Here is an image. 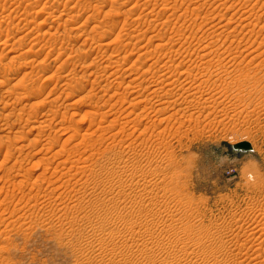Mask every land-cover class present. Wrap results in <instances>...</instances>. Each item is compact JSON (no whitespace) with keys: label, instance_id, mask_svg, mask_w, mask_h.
Returning <instances> with one entry per match:
<instances>
[{"label":"rangeland","instance_id":"1","mask_svg":"<svg viewBox=\"0 0 264 264\" xmlns=\"http://www.w3.org/2000/svg\"><path fill=\"white\" fill-rule=\"evenodd\" d=\"M84 1L93 5L101 2ZM84 1L0 0V66L8 67L0 69V264H153L137 253L138 246L133 243L129 227L118 218L117 212L129 213L118 209L117 203L107 196L114 187L118 189L122 185L128 189L132 181L143 178L151 184L149 190L154 191L147 200L157 195L164 204L158 206L162 210L153 208L164 216L156 227L158 231L152 237L147 232L142 235L150 255L163 261L162 264H264L263 0H135L138 3L104 0L103 6L90 9L82 6ZM174 6L177 10L171 9ZM197 6L194 17L183 14L187 7L193 10ZM113 19L129 23L113 26ZM250 21L254 29L246 27ZM225 26L228 40L226 37L217 40L216 34ZM208 31L210 34L205 33ZM99 37L109 46L102 45L101 50L97 46ZM5 39L6 46L2 44ZM164 41L175 45L173 51L158 46ZM230 42L234 45L230 46ZM199 45L202 50L196 54L194 49ZM186 47L194 53L189 49L185 52ZM207 47L212 51L231 47L233 55L224 54L227 56L221 57L223 63L217 62L224 67L201 71L196 68L203 66L200 55L210 51ZM168 53L171 57L167 56V60L176 59L175 63L195 67L196 80L192 81L195 85L203 79L209 81L199 90H190L193 95H186L189 91L185 93V103L169 107L165 112L154 111L158 103H154L149 93L155 95L153 91L159 87L150 81L163 77L158 72L159 64L153 63L158 56L166 59ZM150 65L155 66V72ZM92 70L100 73L93 75ZM199 73L202 77L205 74L204 78ZM243 77L246 79L239 81ZM107 79H112L114 84ZM78 80L82 90L74 89L75 92L73 86H77ZM88 80L89 84L94 81V88ZM116 80L122 83L117 85L119 89ZM147 84L151 87L147 88ZM141 86L147 91L140 89L136 93ZM105 91L107 95L103 96ZM137 94L140 100H148L135 102L139 100ZM110 109L112 114H106L111 113ZM111 120L116 121L115 126ZM68 136L72 139L67 147H78L70 158L75 163L88 158L86 161L74 165L68 154L62 153L60 157L54 153ZM244 139L250 141L252 150L236 154L229 148L230 144ZM125 159L128 162L125 166L129 167L121 172L124 176L120 181L119 178L112 181V173L98 172L112 161ZM122 167L116 164L117 170L122 171ZM143 185L141 180L140 185H135L136 191L141 192ZM98 200L101 202L97 203ZM131 200L129 197L126 202ZM145 209L142 208L144 212ZM174 217L178 224L172 223ZM106 221L111 222L113 231L105 230ZM167 229L170 232H165ZM179 233L184 240H179ZM199 239L204 243L201 247L195 244ZM191 251H197L201 259L215 252L216 257L198 263Z\"/></svg>","mask_w":264,"mask_h":264},{"label":"bare ground","instance_id":"2","mask_svg":"<svg viewBox=\"0 0 264 264\" xmlns=\"http://www.w3.org/2000/svg\"><path fill=\"white\" fill-rule=\"evenodd\" d=\"M84 1V0H83ZM99 2V1H101V2H99V3H97V4H95V5H93V2H91L90 4H86V1H84L85 3H83V2H81L82 3V6H84V8H86V7H88L89 9L90 8H92V7H94V6H103L104 5V0H95L94 2ZM129 1V0H128ZM137 1H139V0H137ZM168 1V0H167ZM198 1V0H197ZM207 1V0H206ZM240 1V0H239ZM243 1V0H242ZM262 1V0H261ZM67 2V1H66ZM77 2H79V1H77ZM105 2H106V0H105ZM117 2V1H116ZM123 2H125V1H123ZM134 2H135V0H134ZM146 2V1H145ZM170 2V1H169ZM191 2V1H190ZM195 2V1H194ZM212 2V1H211ZM225 2V1H224ZM229 2H230V0H229ZM231 2H234V0L233 1H231ZM260 2V1H259ZM88 3V2H87ZM135 3H138V2H135ZM143 3V2H142ZM183 3V2H182ZM209 3V2H208ZM222 3V2H221ZM227 2H225L224 4H226ZM236 3V2H235ZM256 3V2H255ZM254 3V4H255ZM262 3V2H261ZM146 4V3H145ZM167 3H165V5H166ZM176 4V3H175ZM205 4H206V2H205ZM220 4V3H219ZM231 4V3H230ZM229 4V5H230ZM243 4V3H242ZM248 4V3H247ZM260 4V3H259ZM133 5V4H132ZM137 5V4H136ZM157 5V4H156ZM165 5H164V8H166L165 7ZM168 5H169V3H168ZM210 5V4H209ZM234 5V4H233ZM263 5H264V0H263ZM172 6V5H171ZM188 6V5H187ZM198 6H200V5H198ZM198 6L197 7H195V8H193V10H189L190 8H186L185 10V12H183V14L184 13H186V15H187V17L188 16H190V15H194V11L198 8ZM204 6V5H203ZM202 6V7H203ZM226 7L228 6V5H225ZM230 6H232V4L230 5ZM253 6V5H252ZM97 7H95V9L97 8ZM135 7H137V6H135ZM145 7V6H144ZM177 7V6H176ZM175 6L174 7H172L171 9H173V8H176ZM180 7V6H179ZM58 8V7H57ZM83 8V7H82ZM163 8V7H162ZM163 8V9H164ZM170 8V7H169ZM230 8V7H229ZM101 9V8H100ZM116 9V8H115ZM163 9H161V10H163ZM168 9V8H167ZM228 9V8H227ZM252 9V8H251ZM97 10V9H96ZM176 10H177V8H176ZM258 10V9H257ZM101 11V10H100ZM103 11V10H102ZM104 11H106V10H104ZM166 11V10H165ZM174 12H175V10H173ZM180 11V10H179ZM78 12V11H77ZM109 12V11H108ZM132 12V11H131ZM178 12V11H177ZM258 12V11H257ZM130 13V12H129ZM153 13V12H152ZM161 13V12H160ZM196 13H197V15H198V12L196 11ZM209 13V12H208ZM218 13V12H217ZM61 14V13H60ZM63 14V13H62ZM109 14V13H108ZM115 14V13H114ZM147 14V13H146ZM177 14V13H176ZM175 14V15H176ZM252 14V13H251ZM251 14H249V15H251ZM111 15V14H110ZM125 15V14H124ZM129 15H132V13L131 14H129ZM160 15V14H159ZM174 15V16H175ZM180 15V14H179ZM207 15V14H206ZM212 15V14H211ZM169 16H171V15H169ZM168 16V17H169ZM181 16H183L184 17V15H181ZM191 16V17H192ZM204 16V15H203ZM220 16V15H219ZM239 16V15H238ZM130 17V16H129ZM149 17V16H148ZM160 16H157V18H159ZM167 17V18H168ZM180 17V16H179ZM194 17V16H193ZM232 17V16H231ZM249 17V16H248ZM112 18H114V17H112ZM132 18V17H131ZM198 18V17H197ZM241 18V17H240ZM59 19H61V18H59ZM119 19H121V18H119ZM162 19V18H161ZM190 19V18H189ZM203 19V18H202ZM230 19V18H229ZM91 20V19H90ZM141 20V19H140ZM158 20V19H157ZM156 20V21H157ZM251 20V19H250ZM55 21V20H54ZM57 21V20H56ZM59 22H60V20H58ZM69 21V20H68ZM68 21H66V22H68ZM112 21H114V22H111V24L113 25V26H115L117 23H119V22H121V21H115L114 19L112 20ZM138 21V20H137ZM155 21V20H154ZM160 20H158V22H159ZM194 21V20H193ZM204 21V20H203ZM59 22L57 23V24H59ZM128 22V20L126 21V20H124L123 22H121L122 23V25L123 24H126ZM134 22V21H133ZM140 22H142V21H140ZM158 22H156V24L158 23ZM245 22V21H244ZM251 22V21H250ZM249 22V25L248 26H246L247 28L249 27L250 29H254V27H255V25L251 22L250 23ZM261 22V21H260ZM55 23V22H54ZM129 23V22H128ZM161 23V22H160ZM56 24V23H55ZM153 24V23H152ZM162 24V23H161ZM168 24V23H167ZM173 25H174V23H173ZM262 25V24H261ZM15 26V25H14ZM23 26H26V24L25 25H23ZM23 26L21 27V28H23ZM107 26V25H106ZM117 26V25H116ZM169 26V25H168ZM167 26V27H168ZM227 26H228V24H227ZM264 26V25H263ZM99 27V26H98ZM107 27H109V25L107 26ZM121 27H123V26H121ZM245 27V28H246ZM18 28V27H17ZM21 28H19V29H21ZM130 28V27H129ZM137 28V27H136ZM156 28V27H155ZM214 28V27H213ZM217 28V27H216ZM218 28H220L219 26H218ZM224 29H221V31L219 32L218 31V33L216 34V31H215V34H216V36L218 37H216L217 38V40L218 39H220V38H222V37H226L227 38V40H228V37H229V35H226V31H227V29H226V26L225 27H223ZM241 28H243V27H241ZM74 29V28H73ZM108 29H110V28H108ZM126 30H127V28H125ZM140 29V28H139ZM208 29V28H207ZM215 29V28H214ZM123 30H124V28H123ZM128 30H130V29H128ZM151 30V29H150ZM208 30H210V29H208ZM258 30V29H257ZM256 30V31H257ZM19 31V30H18ZM131 31H133V30H130L129 32H131ZM144 31V30H143ZM178 31V30H177ZM251 31V30H250ZM253 31V30H252ZM261 31V30H260ZM27 32V31H26ZM104 32V31H103ZM179 32H181V31H179ZM213 32V31H212ZM211 32V33H212ZM61 33V32H60ZM133 33V32H132ZM191 33V32H190ZM205 33H208V34H210V31H208V32H205ZM25 34V33H24ZM23 34V35H24ZM124 34H126V33H124ZM143 33H141V35H142ZM151 34V33H150ZM159 34V33H158ZM157 34V35H158ZM194 34V33H193ZM212 34H214V33H212ZM230 34V33H229ZM97 35V34H96ZM123 35V34H122ZM140 35V34H139ZM144 35V34H143ZM196 35V34H195ZM1 36V35H0ZM116 36H119V35H116ZM135 36H138V35H135ZM154 36H155V38H156V35L154 34ZM162 36V35H161ZM208 36V35H207ZM215 36V35H214ZM20 37V36H19ZM22 37V36H21ZM94 38H92V39H95L96 37L95 36H93ZM102 37V36H101ZM127 37H129V35H127ZM139 37V36H138ZM141 37V36H140ZM139 37V38H140ZM159 37V36H158ZM157 37V38H158ZM190 36H188L187 37V39L189 38ZM196 37V36H195ZM234 37V36H233ZM23 38V37H22ZM100 38V37H99ZM104 38H106V37H104ZM103 38V39H104ZM109 38V37H108ZM107 38V39H108ZM124 38V37H123ZM135 38V37H134ZM161 38V37H160ZM24 39V38H23ZM91 39V38H90ZM98 39V38H97ZM107 39H105V40H107ZM115 39H117V38H115ZM136 39H138V38H136ZM163 39V38H162ZM180 39V38H179ZM249 39V38H248ZM8 40V39H7ZM19 40V39H18ZM96 40V39H95ZM123 40V39H122ZM121 40V41H122ZM125 40H126V38H125ZM140 40V39H139ZM153 40H154V38H153ZM160 40V39H159ZM170 40V39H169ZM204 40V39H203ZM236 41V38L235 39H232V41ZM263 40V39H262ZM120 41V42H121ZM124 41V40H123ZM122 41V42H123ZM177 41V40H176ZM178 41H180V40H178ZM192 41V40H191ZM190 41V42H191ZM199 41V40H198ZM210 41V40H209ZM231 41V40H230ZM231 41V42H232ZM234 41V42H235ZM2 42V41H1ZM7 42L8 41H6V39L3 41V45L4 46H6V45H8L7 44ZM96 42V41H95ZM97 42L99 43V45H97L101 50H102V45H107L108 44V42H107V44L106 43H104L103 42V40H101V38H100V41L99 40H97ZM162 42V41H161ZM184 42V41H183ZM182 42V43H183ZM188 42V41H187ZM201 42V40L199 41V43ZM213 42H215L216 43V41H213ZM231 42H230V44H231ZM233 42V43H234ZM259 42H261V40L259 41ZM174 43V42H173ZM179 43V42H178ZM186 43V42H185ZM203 43V42H202ZM211 43V42H210ZM231 44L230 46H233L234 44ZM238 43V42H237ZM12 44V43H11ZM10 44V45H11ZM97 44V43H96ZM109 44H111L110 43V41H109ZM137 44V43H136ZM139 44V43H138ZM169 43H168V41H166V43H165V41H164V43H162V44H158V46L159 47H163V48H170V50H172L173 51V48H174V46L172 45H168ZM175 44V43H174ZM213 44V43H212ZM118 45V44H117ZM144 45V44H143ZM180 45V44H179ZM194 45V44H193ZM208 45H209V43H208ZM220 45V44H219ZM222 45V44H221ZM224 45H226V44H224ZM224 45H223V47H224ZM240 44H238V46H239ZM12 46H14V45H12ZM96 46V45H95ZM94 46V48L95 49H98V47L96 48ZM107 46H109V45H107ZM142 46V45H141ZM158 46L157 47H155V48H158ZM183 46V45H182ZM202 46V45H201ZM204 46V45H203ZM206 46H207V44H206ZM211 46V45H210ZM238 46H235V47H237L238 48ZM241 46H242V44H241ZM185 47V46H184ZM183 47V48H184ZM198 47V48H197ZM209 47V46H208ZM207 47V48H208ZM218 47V46H217ZM221 47V46H220ZM217 48L216 50H211L210 48H208V49H210V51H206L207 53H205V54H201L200 55V59L202 60V61H204V62H202L201 63V65H203V66H200L199 65V67L197 66V68L196 69H199V70H201V71H203L204 69H205V71L206 70H208V71H210L211 69H212V71H215V70H213L214 68L216 69H219L222 65L220 64H218L219 63V61L220 62H222L221 60L223 59V58H221L222 56H225L224 54H232L233 55V52H232V50H231V47H228V48H226L225 47V49L224 48ZM43 48V47H42ZM117 48V47H116ZM204 48H205V46H204ZM206 48V49H207ZM233 48V47H232ZM236 48V49H237ZM251 48V47H250ZM13 49H15L14 47H13ZM99 49V50H100ZM114 49V48H113ZM177 49V48H176ZM179 49V48H178ZM189 48H185L184 50H185V52L188 50ZM207 49V50H208ZM234 49V48H233ZM104 50V49H103ZM115 50V49H114ZM118 50H119V47H118ZM121 50V49H120ZM157 50V49H156ZM169 50V51H170ZM181 50H183V49H181ZM183 50V51H184ZM194 50H196L195 51V53L196 54H200L199 52L202 50V47H200V45L199 46H196V49H194ZM10 51V50H9ZM12 51H14V50H12ZM112 51V50H111ZM116 51V50H115ZM114 51V52H115ZM130 51H132V50H130ZM148 51V50H147ZM159 51V50H158ZM162 51H165V50H163L162 49ZM161 51V52H162ZM176 51V50H175ZM189 51H191L190 49H189ZM193 51V50H192ZM191 51V52H192ZM236 51V50H235ZM97 52H99V51H97ZM96 52V53H97ZM121 52V51H120ZM143 52V51H142ZM154 52H156V51H154ZM168 52V51H167ZM177 52V51H176ZM144 53H145V51H144ZM150 53V52H149ZM160 53V52H159ZM170 53V52H169ZM169 53H168V55H166L165 56V54H164V58H166V59H159V56H158V59L156 58L155 59V61H154V63L153 64H155L156 65V63L157 64H159V65H157V66H159V67H161V68H159V71L158 72H161V76L163 77V78H161V80H156V79H154V80H152V81H150L153 85H155V84H157V86L159 87V88H157V90L158 89H160V91L158 92L157 90L156 91H153V92H155V95H153L154 93H152V95H151V93H149V95L151 96V97H153V99H155L154 101V103H158L157 104V107L158 108H156V106L154 107V108H156L154 111H160V112H162V111H167L166 109H168L169 107H172V106H175V105H180V104H182V103H185L186 102V100H187V96L186 95H193V94H191L192 93V91L194 90V89H197V90H199L200 89V87H201V85L202 84H204V83H206V82H208V81H206V79H205V81H203V80H200L199 81V84H197L198 83V81H197V83H196V85L192 82L195 78H193V74H196V72L194 73V69H195V67H185V65L183 64V63H175V61H176V59H175V61H174V59H168L167 60V56H169ZM193 53H194V51H193ZM260 53V52H259ZM22 54V53H21ZM99 54V53H98ZM146 54H148L147 52H146ZM146 54H144L145 56H146ZM152 54V53H151ZM182 54V53H181ZM191 54V53H190ZM189 54V55H190ZM116 55V54H115ZM172 55H174V54H172ZM188 55V54H187ZM188 55V56H189ZM236 55V54H235ZM98 56V55H97ZM139 56V55H138ZM149 56H150V54H149ZM184 56V55H183ZM227 56V55H226ZM225 56V57H226ZM247 56V55H246ZM139 57H141V56H139ZM142 57H143V55H142ZM155 56H153V58H154ZM169 57H171V56H169ZM176 57V56H175ZM199 57V56H198ZM205 57V58H204ZM224 57V58H225ZM254 57H256V55L254 56ZM2 58V57H1ZM124 58V57H123ZM189 58H191V55H190V57ZM193 58V57H192ZM191 58V59H192ZM138 59H140V58H138ZM144 59H147V58H145L144 57ZM195 59V58H194ZM230 59V58H229ZM233 59H235V58H233ZM154 60V59H153ZM187 60H189V59H187ZM224 60V59H223ZM2 61V60H1ZM0 61V62H1ZM113 61V60H112ZM119 60H117V62H118ZM180 61H181V59H180ZM115 63V64H117L118 65V63ZM120 62V61H119ZM201 62V61H200ZM218 62V63H217ZM2 63V62H1ZM121 63V62H120ZM171 63V64H170ZM187 63V62H186ZM223 63V62H222ZM134 64H136V63H134ZM218 64V65H217ZM225 64V63H224ZM132 65V64H131ZM152 65V64H151ZM150 65V66H151ZM194 65V64H193ZM197 65V64H196ZM226 65V64H225ZM107 66H111V65H107ZM114 66V65H113ZM132 66H136V65H132ZM149 66V69L152 67V69H153V67H155L154 65L153 66H151L150 67ZM156 66V67H157ZM219 66V67H218ZM4 67H6L5 65H3V66H0V69L1 68H4ZM112 67V66H111ZM115 67V66H114ZM222 67H224V65L222 66ZM6 68H8V67H6ZM9 68H12L11 66L9 67ZM105 68V67H104ZM107 68V67H106ZM109 68V67H108ZM133 68V67H132ZM137 68V67H136ZM204 68V69H203ZM114 69V68H113ZM226 69H228V72H229V68L226 66ZM233 69V68H232ZM237 69V68H236ZM14 70V69H13ZM96 70H98V69H96ZM112 70V69H111ZM134 70V69H133ZM147 70H148V68H147ZM147 70H145V72H148ZM199 70L197 71V73L199 72ZM220 70H223V69H220ZM220 70H219V72H220ZM230 70H231V68H230ZM9 71V70H8ZM93 71H95V70H92L91 71V73L93 72ZM109 71V70H108ZM115 71H117V70H115ZM135 71V70H134ZM153 71L155 72V70L153 69ZM200 71V72H201ZM212 71H211V73H212ZM0 72H2V70H0ZM107 72V71H106ZM133 72V71H132ZM137 72V71H136ZM154 72H152V73H154ZM157 72V73H158ZM207 72V71H206ZM217 72H218V70H217ZM218 72V73H219ZM223 72H225L224 70H223ZM223 72H221V73H223ZM9 73H10V71H9ZM94 73V72H93ZM96 74H98V73H100V72H95ZM93 74V75H96V74ZM112 74L114 73V72H111ZM134 73V72H133ZM137 73H139V72H137ZM148 73H150V72H148ZM157 73L156 74H154L155 76L157 75ZM202 73H204V72H202ZM226 73V72H225ZM244 73V72H243ZM5 74V73H4ZM112 74H110V75H112ZM147 74V73H146ZM200 74V73H199ZM207 74V73H206ZM226 74H228V73H226ZM240 74V73H239ZM28 75V74H27ZM102 75V74H101ZM104 75V74H103ZM114 75H115V73H114ZM145 75V74H144ZM154 75H153V77H154ZM203 75V77L201 76V74H200V78H204V75L205 74H202ZM216 75H217V73H216ZM220 75H222V74H220ZM219 75V76H220ZM247 75V74H246ZM5 76V75H4ZM105 76V75H104ZM228 76H229V74H228ZM240 76V75H239ZM239 76H237L238 78H239ZM245 76V75H244ZM94 77H96V76H94ZM132 77V76H131ZM139 77H141L140 75H139ZM153 77H150V78H153ZM157 77V76H156ZM197 77V76H196ZM217 77V76H216ZM234 77H235V75H234ZM7 78V77H6ZM89 78V77H88ZM98 78V77H97ZM110 78V77H109ZM147 78V77H146ZM149 78V79H150ZM219 78V77H218ZM226 78V77H225ZM240 78H241V76H240ZM130 79V78H129ZM136 79V78H135ZM148 79V80H149ZM157 79H159L158 77H157ZM198 79H199V77H198ZM197 79V80H198ZM210 79V78H209ZM235 79V78H234ZM243 79H246V77L244 78H242L241 80L239 79V81H242ZM94 80H96V79H94ZM107 80H109V79H107ZM112 80V79H111ZM111 80H109V81H111ZM133 80V79H132ZM131 80V81H132ZM147 80V81H148ZM196 80V79H195ZM195 80H194V82H195ZM218 80V79H217ZM229 80V79H228ZM26 81V80H25ZM115 81V80H114ZM123 81L125 82V80L123 79ZM202 81V82H201ZM238 81V80H237ZM82 82V81H81ZM94 82V81H93ZM92 81H91V84H89V80H88V84L90 85V87L91 88H94V86L96 85V84H94ZM99 82V81H98ZM102 82V81H101ZM101 82H99V83H101ZM111 82H113V81H111ZM116 82H118V80H116ZM120 82V81H119ZM119 82H118V84L116 83V86L117 85H120V84H122V83H120L119 84ZM149 82V81H148ZM191 82H192V84H191ZM80 82H79V80L77 81V86L75 85V86H73L74 88H73V90L75 89V90H78L79 91V89L81 88V90H82V87H81V85L79 84ZM97 83V82H96ZM133 83V82H132ZM149 84V85H151L152 86V88L154 87L152 84ZM216 83V82H215ZM239 83V82H238ZM249 83H250V81H249ZM66 84V83H65ZM82 84V83H81ZM98 84V83H97ZM103 84V83H102ZM106 84L108 85V83L106 82ZM106 84H104V85H106ZM113 84H114V82H113ZM112 84V85H113ZM128 84V83H127ZM98 85H100V84H98ZM111 85V84H110ZM244 85V84H243ZM66 86V85H65ZM87 86V85H86ZM103 86V85H102ZM109 86V85H108ZM108 86H106V87H108ZM115 86V87H116ZM120 86H122V85H120ZM124 86V85H123ZM125 86H129V85H125ZM140 86V85H139ZM147 86V88H150L151 86H149L148 87V84L146 85ZM195 86V87H194ZM110 87V86H109ZM113 87V86H112ZM118 87V86H117ZM155 87H156V85H155ZM45 88V87H44ZM68 88V87H67ZM137 88L138 87H136V90H137ZM141 88H143L142 86L139 88V90H138V92L136 91V93H139V91H140V89ZM147 88H144V90L145 89H147ZM152 88H151V91H152ZM96 89V88H95ZM95 89H93V90H91V91H94ZM103 89V88H102ZM116 89H119V87L118 88H116ZM156 89V88H155ZM8 90V89H7ZM73 90H71V91H73ZM74 90V91H75ZM80 90V91H81ZM107 90H109V88L107 89ZM142 90V89H141ZM144 90H142V91H144ZM153 90H154V88H153ZM190 90H192V91H190ZM197 90H196V92H197ZM10 91V90H9ZM103 91V90H102ZM134 91H135V89H134ZM145 91H147V90H145ZM144 91V92H145ZM162 91V92H161ZM189 91V93H187ZM52 92V91H51ZM76 92V91H75ZM89 92V91H88ZM95 92V91H94ZM100 92V91H99ZM114 92V91H113ZM117 92V91H116ZM115 92V93H116ZM161 92V93H160ZM195 92V91H194ZM92 93V92H91ZM90 93V94H91ZM98 93V92H97ZM96 93V94H97ZM104 93H106V91L105 92H103V94ZM135 93V92H134ZM143 93V92H142ZM185 93H187L186 95H185V97H184V94ZM73 94V93H72ZM89 94V95H90ZM95 94V93H94ZM109 94V93H108ZM25 95V94H24ZM87 95V94H86ZM105 95H107V93L106 94H104L103 96H105ZM117 95V94H116ZM115 95V96H116ZM138 95V101L136 100L135 102H145V100H148V99H144L143 98V101L142 100H140V98H139V95L140 94H137ZM142 95V94H141ZM148 95V96H149ZM144 96H146V95H144ZM201 96V95H200ZM151 97H149V99L151 98ZM103 98V97H102ZM109 98H110V96H109ZM124 98H125V96H124ZM133 98H137V97H133ZM133 98H132V104H133V102H134V100H133ZM122 99H123V97H122ZM142 99V98H141ZM152 99V100H153ZM56 100V99H55ZM54 100V101H55ZM108 100V99H107ZM151 100V99H150ZM149 100V101H150ZM192 100V99H191ZM76 101V100H75ZM111 101V100H110ZM183 101H185V102H183ZM53 102V101H52ZM56 102V101H55ZM116 102V101H115ZM130 103H131V101H129ZM134 102V103H135ZM148 102V101H147ZM92 103V102H91ZM90 103V104H91ZM97 103H99V102H97ZM129 103V104H130ZM140 104V103H139ZM164 104H167V108L166 107H164ZM7 105V104H6ZM5 105V106H6ZM9 105H10V103H9ZM136 104H134V106H135ZM156 105V104H155ZM92 106V105H91ZM154 106V105H153ZM164 108H163V107ZM89 107V106H88ZM93 108H94V106H93ZM98 108V107H97ZM140 108V107H139ZM163 108V109H162ZM175 108V107H174ZM100 110L101 109H103V107L102 108H99ZM111 109H112V107H111ZM111 109L109 110L111 113H106V114H112V111H111ZM98 110V109H97ZM113 110V109H112ZM147 110V109H146ZM141 111H142V109H141ZM144 111V110H143ZM164 111V112H165ZM169 111V110H168ZM88 112V111H87ZM106 112V111H105ZM115 112H116V110H115ZM148 112V111H147ZM159 112V113H160ZM178 112V111H177ZM31 113V112H30ZM90 113V112H89ZM95 113V112H94ZM101 113V112H100ZM149 113V112H148ZM153 113V112H152ZM157 113V112H156ZM167 113V112H166ZM176 113V112H175ZM105 113L103 112V115H104ZM154 114V113H153ZM163 114H165V113H163ZM168 114V113H167ZM37 115V114H36ZM45 115V114H44ZM92 115V114H91ZM140 114H138V116H139ZM174 115V114H173ZM33 116V115H32ZM35 116V115H34ZM65 116V115H64ZM125 116V115H124ZM138 116H135V117H138ZM171 116V115H170ZM87 117V116H86ZM117 117H118V115H117ZM141 117V116H140ZM115 119H116V117H114ZM46 119V118H45ZM101 119V118H100ZM48 120V119H47ZM92 120H94V119H92ZM91 120V121H92ZM113 120V119H112ZM111 120V122H113ZM28 121V120H27ZM41 121V120H40ZM45 121V120H44ZM44 121H42L43 123H44ZM51 121V120H50ZM49 121V122H50ZM161 121V120H160ZM114 122H116L115 120H114ZM114 122L112 123L113 124V126H115L114 125ZM124 122V121H123ZM126 122V121H125ZM124 122V123H125ZM128 122V121H127ZM137 122V121H136ZM46 123V122H45ZM61 123V122H60ZM93 123V122H92ZM91 123V124H92ZM49 124V123H48ZM47 124V125H48ZM51 124V123H50ZM49 124V125H50ZM91 124L90 125H88V126H91ZM112 124H109V125H112ZM41 125H43V124H41ZM45 125V124H44ZM47 125H45V126H47ZM98 125V124H97ZM101 125V124H100ZM117 125V124H116ZM120 125H121V123H120ZM62 126H64V125H62ZM102 126V125H101ZM119 126V125H118ZM124 126V125H123ZM126 126V125H125ZM35 127V126H34ZM66 128H67V126H65ZM108 127V126H107ZM122 127V126H121ZM4 128V127H3ZM38 128H40V126H38ZM41 128H42V126H41ZM40 128V129H41ZM44 128V127H43ZM62 128V127H61ZM89 128V127H88ZM88 128H87V130H88ZM102 128H104V126L102 127ZM111 128H113V127H111ZM116 128V127H115ZM70 129V128H69ZM68 129V130H69ZM94 129V128H93ZM97 129H98V127H97ZM105 129H106V127H105ZM105 129H103L104 131H105ZM121 129V128H120ZM119 129V130H120ZM125 129V128H124ZM59 130V129H58ZM65 130H67V129H65ZM91 130V129H90ZM102 130V129H101ZM106 130H110L109 128L108 129H106ZM122 130V129H121ZM9 131V130H8ZM21 131V130H20ZM39 131H41L42 132V130H39ZM73 131V130H72ZM77 131V130H76ZM95 131H97L96 129L94 130V131H89L88 132V134H92V132L94 133ZM118 131V130H117ZM73 132H75V128H74V131ZM73 132H71V133H73ZM162 132V131H161ZM39 133V132H38ZM132 133V132H131ZM116 134V133H115ZM164 134V133H163ZM112 135H114L113 133H112ZM155 135V134H154ZM73 136V135H72ZM100 136H103V134L101 135L100 134ZM19 137V136H18ZM17 137V138H18ZM70 136H68V140L67 141H65V142H63L64 144L62 145V147H61V149L60 150H57L56 152H54L57 156L59 155L60 156V154H64V153H66V154H68L67 156L70 158L71 156L70 155H72V154H74L75 152H77L76 151V148H78V147H76V148H74V147H67V144L69 143V141H71V137L69 138ZM114 138H115V136H113ZM113 137H110V138H113ZM74 138H75V136H74ZM87 138H88V136H87ZM99 138V137H98ZM86 138H84V140H85ZM90 139V138H89ZM101 139V138H100ZM117 139V138H116ZM115 139V140H116ZM34 140H36V139H34ZM33 140V141H34ZM88 140V139H87ZM107 140V139H106ZM51 141H56V140H51ZM50 141V142H51ZM108 141V140H107ZM121 141H122V139H121ZM30 142H32V139H31V141ZM37 142V141H36ZM53 142H51L52 144H54ZM57 142V141H56ZM68 142V143H67ZM86 142V141H85ZM91 142V141H90ZM77 143H79V142H77ZM101 143V142H100ZM51 144V145H52ZM114 144V143H113ZM123 144V143H122ZM129 145H131V142L130 143H128ZM134 144V143H133ZM55 145V144H54ZM70 145V144H69ZM76 145V144H75ZM88 145V144H87ZM116 145V144H115ZM128 145V146H129ZM72 146V145H71ZM134 146V145H133ZM19 147H21V146H19ZM47 147V146H46ZM93 147V146H92ZM88 148V147H87ZM106 148H108V147H106ZM21 149V148H20ZM89 149V148H88ZM79 150V149H78ZM108 150V149H107ZM106 150V151H107ZM41 151V150H40ZM80 152V151H79ZM83 152V151H82ZM38 153V152H37ZM53 153V154H54ZM123 153V152H122ZM36 154V153H35ZM54 154V155H55ZM62 154V155H63ZM119 154V153H118ZM117 154V155H118ZM57 156H56V158H57ZM75 156V155H74ZM89 156V155H88ZM92 156V155H91ZM91 156H89V157H91ZM9 157V156H8ZM61 157V156H60ZM67 157V158H68ZM85 157H86V155H85ZM115 157V156H114ZM122 157H124V155H122ZM55 158V157H54ZM59 158V157H58ZM63 158V157H62ZM67 158H65L66 160H65V163L66 162H68V163H66V164H69V160L71 161V159L72 158H70L68 161H67ZM75 158V157H74ZM99 158V157H98ZM78 159V158H77ZM82 159H83V155H82ZM88 158H84L83 160H80V158L78 159V160H80L81 162L82 161H86ZM74 159H72V161H73ZM90 160H93V159H90ZM97 160V159H96ZM117 160V159H116ZM115 160V161H116ZM121 160V159H120ZM120 160H118V161H112L113 163H111V165L110 164H107V165H105V166H103V167H101V170H98V172L99 173H101L102 171H107V172H109V173H112V175H113V177H111L112 178V181L113 180H117V178H119V181L121 180V177L123 178V176L124 175H122V173H124L125 172V170H126V167L127 166H125L128 162H126V159L124 160V161H120ZM75 161V160H74ZM73 161V162H74ZM80 161H77V163L78 164H80L81 162ZM58 162H60V161H58ZM62 162V161H61ZM64 162V161H63ZM80 162V163H79ZM92 162V161H91ZM106 162V161H105ZM115 162V163H114ZM64 163V164H65ZM75 163V162H74ZM77 163H75L74 165H76ZM89 163V162H88ZM107 163V162H106ZM91 164V163H90ZM116 164L118 165V167L120 168V167H122V165H123V167H122V171H119V170H117V168H116ZM63 165V164H62ZM73 165V164H72ZM71 165V166H72ZM121 165V166H120ZM128 165V164H127ZM59 166V165H58ZM78 166V165H77ZM89 166H91V165H89ZM94 166V165H93ZM110 166H113V167H115L114 168V170H112V168H110ZM138 166V165H137ZM15 167V166H14ZM80 167H84V166H80ZM80 167H78V170H81L80 169ZM100 167V166H99ZM129 167V166H128ZM127 167V168H128ZM57 168V167H56ZM55 168V169H56ZM72 168V167H71ZM74 168V167H73ZM86 168V167H85ZM110 168V169H109ZM138 168V167H137ZM98 169V168H97ZM84 170V169H83ZM68 171H69V169H68ZM128 171H129V169H128ZM140 171V170H139ZM83 172V171H82ZM95 172L97 173V170H95ZM120 172V173H119ZM122 172V173H121ZM132 172V171H131ZM42 173H44V172H42ZM130 173V172H129ZM134 173H135V171H134ZM73 174V173H72ZM137 173H135L134 175L135 176H137L136 175ZM41 175V174H40ZM70 176H71V174H69ZM100 175V174H99ZM110 175V174H109ZM131 175V174H130ZM17 176V175H16ZM24 176V175H23ZM76 176V175H75ZM128 176V175H127ZM133 176V175H132ZM143 176H145L144 174H143ZM156 176V175H155ZM21 177V176H20ZM26 177V176H25ZM40 177V176H39ZM81 177V176H80ZM110 177V176H109ZM142 177V176H141ZM148 177V176H147ZM72 178V177H71ZM138 178V177H137ZM28 179V178H27ZM135 179V178H134ZM155 179V178H154ZM29 180H30V178H29ZM29 180H26V181H29ZM84 180V179H83ZM109 180V179H108ZM141 180L144 182V187H142L143 189H142V191L141 192H138V191H136V188L137 187H135V185L137 184H139L140 185V182H141ZM21 181V180H20ZM19 181V182H20ZM23 181H25L24 179H23ZM80 181V180H79ZM82 181V180H81ZM132 181V180H131ZM151 182V181H150ZM86 183V182H85ZM114 183V182H113ZM34 184V183H33ZM119 184H120V182H119ZM126 184V183H125ZM149 181L147 180V178H143V179H137V181L136 180H134V181H132V183H131V185L129 186V188L128 189H124V188H127V187H122V185H118L119 187H118V189L116 188V187H114L115 188V190H111V191H109L107 194H109V195H107L111 200H113V202H115V203H117L116 204V206H117V208L119 209L120 208V210H123V211H126L127 213H129V214H125L124 212H117L118 213V218L119 219H121V221L123 222V223H125L128 227H129V231H130V233L133 235V237H134V239H133V243H135L137 246H138V248H137V253L138 254H141V256H143V257H145V259H147V261L149 260L150 261V263H153V264H162L163 263V261H160L159 259H157L156 257H154V256H152V255H150V252H149V246H148V243H146V241H145V239H144V236L142 237V235L143 234H145L146 232H147V235H149L150 237H152L157 231H158V229L156 228V227H158V223H160V221L162 220H164V216L163 215H161L160 214V212H159V210H162V209H160L158 206L160 205V204H162V205H164L163 203H160V201L158 200V198H157V195L156 196H153V197H156V198H150L149 200H147L148 199V195L149 194H153L154 193V191H153V193H152V191L151 190H149ZM19 185V184H18ZM76 185V184H75ZM83 185V184H82ZM85 185V184H84ZM151 185V184H150ZM19 186H21V185H19ZM94 187V186H93ZM21 188V187H20ZM91 188V187H90ZM162 188V187H161ZM151 189L153 190V188L151 187ZM163 189V188H162ZM94 190V189H93ZM103 191V190H102ZM134 192V195L133 196H131V192ZM140 191V190H139ZM81 192V191H80ZM93 192V191H92ZM100 192V191H99ZM167 192V191H166ZM105 193V192H104ZM91 194V193H90ZM96 194V193H95ZM99 194V193H98ZM158 194V193H157ZM160 194V193H159ZM165 194V192H163L162 193V195H164ZM167 194V193H166ZM92 195V194H91ZM94 195V194H93ZM97 195V194H96ZM150 196H152V195H150ZM159 197H160V195H158ZM108 197H106L107 199H108ZM129 197H131L132 198V200L130 201V202H126L127 201V199L129 198ZM46 198V197H45ZM92 198V197H91ZM96 198V197H95ZM104 198H105V196H104ZM82 199V198H81ZM109 199V200H110ZM111 200H110V202H111ZM99 201L100 200H98V202L97 203H99ZM101 202V201H100ZM103 202V201H102ZM96 203V204H97ZM147 203V204H146ZM92 205H94V204H92ZM158 207L159 208V210H156V209H153L154 207ZM112 207V206H111ZM146 207V209H145V212L142 210V208H145ZM155 211H157V213L155 212ZM159 212V213H158ZM162 212V211H161ZM264 216V215H263ZM170 217H172V216H170ZM170 219V218H169ZM172 220V223L174 222V224H178V221H176V218L174 217V219H171ZM170 220V221H171ZM178 220V219H177ZM164 222H166V221H164ZM181 222V221H180ZM167 223V222H166ZM111 222L110 221H106V223H105V225L103 226V227H105V230L106 231H108L109 229H112V227H111ZM171 224V222L169 223V225ZM174 224H172L173 225V227H174ZM172 225H171V227H172ZM186 226V225H185ZM165 227V226H164ZM176 227V226H175ZM253 227H255V226H253ZM167 228H169V227H167ZM189 228V227H188ZM251 228V227H250ZM183 230V229H182ZM187 232H189L187 229H185ZM192 230H194V229H192ZM191 230V231H192ZM258 230V229H257ZM112 231H113V229H112ZM110 232H111V230H110ZM165 232H170V229H167ZM183 232V231H182ZM202 232V231H201ZM204 232V231H203ZM207 232V231H206ZM209 232V231H208ZM255 232H257L256 230H255ZM185 233V232H184ZM191 233V232H190ZM199 233V232H198ZM110 235H112V233H109ZM178 234V233H177ZM180 234H182V233H179V235H177L178 237L180 236ZM211 234V233H210ZM254 234V233H253ZM205 235H206V233H205ZM204 235V236H205ZM219 235V234H218ZM109 236V235H108ZM114 236V235H113ZM116 236V235H115ZM114 236V237H115ZM183 236V235H182ZM209 236V235H208ZM201 237V236H200ZM207 237V236H206ZM221 237V236H220ZM180 238V237H179ZM209 238V237H208ZM179 240H184V239H182V238H180ZM192 240V239H191ZM189 241V240H188ZM194 241H196V240H194ZM198 241V242H197ZM196 241V243L195 244H197L198 246H200V244L201 245H203L204 243H203V240L202 239H199V240H197ZM181 243V242H180ZM191 243V242H190ZM199 243V244H198ZM188 244H189V242H188ZM192 244V243H191ZM191 244H190V246H191ZM194 244V245H195ZM201 247V246H200ZM204 247V246H203ZM193 248V247H192ZM195 248V247H194ZM205 248V247H204ZM204 248H202V249H204ZM207 248V247H206ZM222 248V247H221ZM221 251V250H220ZM192 252V251H191ZM210 252V251H209ZM189 253V252H188ZM205 254H207V252L205 253ZM215 254H216V252H215ZM215 254H212L211 255V253L209 254V255H207L206 257H202L203 259H201V258H199V255L197 254V251L194 253V251L192 252V256H193V258H195L194 260H196L197 259V261L198 260H202V261H206V260H208V259H211V258H213L214 256H215ZM191 255V254H190ZM216 257V256H215ZM190 258H191V256H190ZM216 261L218 260L217 258L215 259ZM201 261V262H202ZM260 261V260H259ZM119 263V262H118ZM198 263H199V261H198ZM120 264H121V262H120ZM179 264H181V263H179Z\"/></svg>","mask_w":264,"mask_h":264},{"label":"water","instance_id":"3","mask_svg":"<svg viewBox=\"0 0 264 264\" xmlns=\"http://www.w3.org/2000/svg\"><path fill=\"white\" fill-rule=\"evenodd\" d=\"M229 148L234 150L236 154H239L241 151H247L253 149L250 141L245 139L230 144Z\"/></svg>","mask_w":264,"mask_h":264}]
</instances>
